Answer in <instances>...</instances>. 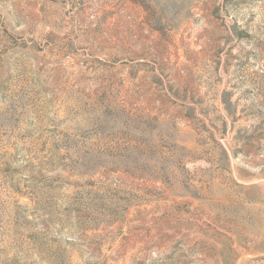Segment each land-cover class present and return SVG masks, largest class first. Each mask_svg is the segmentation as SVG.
I'll list each match as a JSON object with an SVG mask.
<instances>
[{
    "label": "rangeland",
    "instance_id": "rangeland-1",
    "mask_svg": "<svg viewBox=\"0 0 264 264\" xmlns=\"http://www.w3.org/2000/svg\"><path fill=\"white\" fill-rule=\"evenodd\" d=\"M0 264H264V0H0Z\"/></svg>",
    "mask_w": 264,
    "mask_h": 264
}]
</instances>
